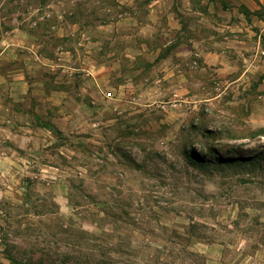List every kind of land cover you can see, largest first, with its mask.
I'll use <instances>...</instances> for the list:
<instances>
[{
    "label": "rangeland",
    "instance_id": "1",
    "mask_svg": "<svg viewBox=\"0 0 264 264\" xmlns=\"http://www.w3.org/2000/svg\"><path fill=\"white\" fill-rule=\"evenodd\" d=\"M179 1L0 0V114L80 93L46 145L0 121V264H264V5L193 0L244 30L204 62L161 38Z\"/></svg>",
    "mask_w": 264,
    "mask_h": 264
},
{
    "label": "crops",
    "instance_id": "2",
    "mask_svg": "<svg viewBox=\"0 0 264 264\" xmlns=\"http://www.w3.org/2000/svg\"><path fill=\"white\" fill-rule=\"evenodd\" d=\"M175 1L177 4L178 0ZM192 1L193 0H180L179 2L181 3H187V6L184 9L176 6V9L168 7L162 10L161 14H165V16L169 17L170 19L168 20V24L172 23L169 21H173L174 23L173 29L168 26L162 27L161 38L165 42L164 44L166 45V42H169L170 33L173 32V34L175 35V39L177 37L178 39L175 40V46L172 49L174 50L176 56H178L181 60H185L184 58H186L187 56H189V58L193 56H200L204 62H207L209 58L214 59V57L215 60L230 59V54L232 53V55H234V51L231 49V46L234 43L238 44L240 41H242L241 37L244 34L243 28L238 24V22H235V20H230V22L225 25L215 26L213 24H210V27H204L208 25H200V23L197 22V16H208V11L202 12L200 10L194 9V6H192ZM229 1L239 4L241 0ZM207 2L205 3H207L209 6L212 5L210 4L211 1L207 0ZM257 3L264 5V0H257ZM260 4L257 5L260 6ZM224 12L228 13V15L230 14V12L226 9L225 11L222 10L221 13L223 14ZM185 17H187L189 21H186ZM238 49L239 47L236 48L237 51ZM164 57H168V54ZM97 64L98 61L94 59L93 66H96ZM53 65L57 64H52V67L54 68ZM83 70L91 72V69L89 68ZM58 78L59 75L56 76L54 82H60L61 80H58ZM93 82H97L96 77H94ZM76 94L77 96H79L78 94L80 93H75L74 91L72 92L70 90H67V88L42 91L39 96L40 102L36 103L32 102L30 98H27V95H13V101L9 102L10 104L8 102L7 104H5L8 106L6 111L7 116L2 115L3 113L0 114V121H11L15 125H17L16 127H19V130H23L24 133L29 131L28 134H24L20 131V134L17 135V146L30 149L29 147L33 144L37 145L38 143L39 145H46L48 143V139L50 137H54V128L57 130H62V128L68 129V121L62 122L60 120L59 123L58 114L57 116H55L54 114L58 113V111L61 112L62 108L68 104L67 100L69 98L74 99V96H76ZM110 94L111 93L109 91L106 93L107 96H110ZM19 99L22 100L20 107L16 104ZM66 115L67 116H65L64 118L68 119V114ZM2 116L4 117L2 118ZM43 116H46V120L50 119V123L40 126L37 122H35V124L34 122H32L36 118L39 119ZM63 123H65V125H63ZM37 130H43L44 137L37 136V133H39L37 132Z\"/></svg>",
    "mask_w": 264,
    "mask_h": 264
}]
</instances>
